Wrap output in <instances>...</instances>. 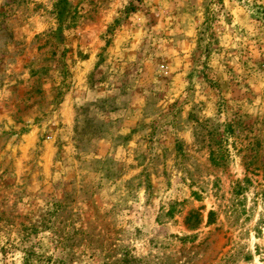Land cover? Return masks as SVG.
Instances as JSON below:
<instances>
[{
	"label": "rangeland",
	"instance_id": "1",
	"mask_svg": "<svg viewBox=\"0 0 264 264\" xmlns=\"http://www.w3.org/2000/svg\"><path fill=\"white\" fill-rule=\"evenodd\" d=\"M0 264H264V0H0Z\"/></svg>",
	"mask_w": 264,
	"mask_h": 264
}]
</instances>
